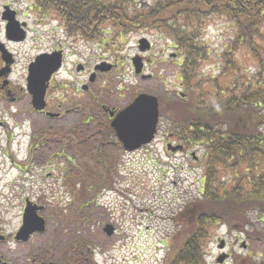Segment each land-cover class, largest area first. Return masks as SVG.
Masks as SVG:
<instances>
[{
    "label": "trees",
    "instance_id": "trees-1",
    "mask_svg": "<svg viewBox=\"0 0 264 264\" xmlns=\"http://www.w3.org/2000/svg\"><path fill=\"white\" fill-rule=\"evenodd\" d=\"M39 1L43 8H56L64 15L72 11L75 28L79 25L88 35L99 20L114 18L157 25L176 37L186 55L182 81L195 92L194 102L185 110L192 113L176 121L173 131L204 147L205 174L200 198L180 213L186 231L171 240L163 264H212L205 248L212 230L226 224L241 228L253 240L251 251L236 258V264H264V0H155L146 14L139 12L130 19L107 0ZM214 17L226 19L233 29L230 45L220 57L225 69L221 75L234 77L226 87L214 82L219 89L213 94L204 88L212 81L202 78L201 71L212 54L205 26ZM248 56L253 63L247 64ZM220 169L235 180L222 184L216 175ZM98 176L91 170L89 189L97 186Z\"/></svg>",
    "mask_w": 264,
    "mask_h": 264
},
{
    "label": "rangeland",
    "instance_id": "rangeland-1",
    "mask_svg": "<svg viewBox=\"0 0 264 264\" xmlns=\"http://www.w3.org/2000/svg\"><path fill=\"white\" fill-rule=\"evenodd\" d=\"M10 1L23 13L27 12L26 17L32 21L31 23L42 18L40 15H33V10L29 12L28 5L32 0H0V5ZM107 1L116 2L117 0ZM154 2L155 0H127V6L124 9L128 7L131 11L141 9L146 12L147 9L154 6ZM56 23V21H51L52 25ZM49 26L50 24L45 25L44 28L49 29ZM205 28L212 54L209 59L204 61L201 76L208 82L212 81L207 83L204 88L214 94V91L219 89L214 86V82L218 84L220 81L219 84L226 87L233 81L234 75H221L225 69L223 58L220 57L225 48L230 45L228 41L233 35V29L222 17L208 20ZM106 31L102 37L103 40L100 41L79 39L80 41L71 45L66 40L64 47L68 53V66L74 67V87L80 88V80L87 78V74L81 77L84 73L79 74L80 76L75 73L79 61L88 69H93L97 61H107L115 65L114 69L98 76V81L94 84V90L91 92L92 95L98 97L101 103H110V106L123 108L130 104L139 92H151L161 97L162 114L158 137L151 145L133 153L130 156L131 159L127 155L124 157L125 153L123 152L120 183L123 185L133 184L135 194L132 201L137 206L135 208H117V216L120 215L117 225L120 232H127V235L122 239H113V241L107 242V246L104 248L106 254L102 255L103 251L100 248L96 250L95 254L100 264H160L171 248L172 243L169 239L186 231L180 213L185 202H192L195 197L200 195V187L205 174L204 159H201L205 154L204 147L193 144L189 153L186 151L173 154L166 150L164 141V136H167L170 128L175 127V122H179L192 113H186L185 110L194 102L192 92L195 90L191 87L186 88L181 83V68L179 66L181 61L171 56L177 50L170 47L171 40L160 27H145L144 24H141L136 27L121 28L119 31H115L113 27L111 30L106 28ZM60 34H62L61 31ZM143 36L153 43L152 49L143 55L148 62L145 74L153 75V78H142L137 75L132 63V57L140 51L139 40ZM51 44L54 46V43L43 39L41 47L47 48ZM29 54L31 55L33 52L31 51ZM246 60L247 64L253 63V58L250 56ZM181 91L184 92L183 97L176 94ZM211 97L213 96L208 98ZM77 98L75 97V99ZM91 104L98 108V104L94 100ZM98 113L96 118H106L101 112ZM76 120L72 119V121ZM192 152L198 156L197 160L192 157ZM216 175H220L221 183L235 180L225 169H220ZM216 180L220 181L217 178ZM31 193L27 186L25 192L5 193L4 198H0V205L7 212L12 226L16 227L20 222L24 199ZM45 199L50 204L54 200L53 193L47 192ZM124 200L121 198V201ZM57 210L60 212V209ZM50 211L52 213L56 209L48 208L45 213L48 215ZM254 222L258 227H261L257 217H254ZM56 227L62 229V227ZM64 227L66 226L63 225ZM241 231V228H231L227 224L212 230L205 248L210 263L218 264L217 258L222 252L219 248L221 239L227 241L223 252L230 255L222 264H236V258H240L246 250H251L253 240L248 238L245 231ZM73 234L74 238L71 241L77 243L88 237L85 232L83 236L74 231ZM243 242L249 243L250 248L243 249ZM90 244L95 248L98 240L96 239V242L91 240ZM104 260H107V263H104Z\"/></svg>",
    "mask_w": 264,
    "mask_h": 264
},
{
    "label": "flooded vegetation",
    "instance_id": "flooded-vegetation-1",
    "mask_svg": "<svg viewBox=\"0 0 264 264\" xmlns=\"http://www.w3.org/2000/svg\"><path fill=\"white\" fill-rule=\"evenodd\" d=\"M43 21L38 19L37 27L32 29L28 17L12 3L4 2L0 5V193L26 190V178L35 179L47 156L53 159L57 154V138H52L49 134L68 129L65 125L72 123L74 113L83 114V118L92 116L93 123L86 127L90 133L99 123L96 105L94 112L91 111L90 100L86 105L74 104L77 90H74V67L68 66V53L64 47L66 40L71 45L73 43L72 23L61 16L59 29L47 30L41 25ZM60 30L63 31L62 34ZM43 39L54 43V46L51 44L42 48ZM31 51L33 54L30 55ZM43 53H53L56 57L62 55L64 58L61 68L46 81V107L37 110L33 107L32 96L27 90L28 71L35 58ZM46 58L50 60L52 56ZM57 88L60 95L54 94ZM78 92L80 93L79 90ZM86 93L81 92L82 100L88 99L83 96ZM101 105L110 118V103ZM66 137H61L60 141L68 143ZM96 139L98 138L93 135L91 140L96 143ZM98 143L120 144L111 139ZM110 159L114 161L113 158ZM104 164L112 167L109 163ZM112 171L116 173L118 170L112 168ZM19 227L12 226L7 212L0 205V264H72L69 262V257H73L71 239H66L61 249L55 248L56 243L51 233H33L27 240L20 241L16 237ZM52 259L61 261L57 263Z\"/></svg>",
    "mask_w": 264,
    "mask_h": 264
},
{
    "label": "water",
    "instance_id": "water-1",
    "mask_svg": "<svg viewBox=\"0 0 264 264\" xmlns=\"http://www.w3.org/2000/svg\"><path fill=\"white\" fill-rule=\"evenodd\" d=\"M150 44L146 39L141 40V49L149 48ZM59 58L57 59V63ZM52 63V64H51ZM136 72L139 74L142 71L143 64L140 58L134 59ZM59 65V64H58ZM58 65L51 61H46L44 55L38 57L30 68V90L34 94V103L37 107L44 106L43 98L45 93L44 81L49 75L54 72ZM106 66L105 69H109ZM113 114V113H112ZM159 121V101L154 95L142 93L138 96L129 107L125 108L117 115L112 125L116 129L119 138L122 140L124 147L127 150H135L143 144L150 142L157 131ZM181 146L171 147L172 150H177ZM38 207L27 205L24 213V224L19 231V237L27 239L29 235L35 231H43L45 228L44 219L37 214ZM225 241L222 240L220 248L224 247ZM226 255L219 257V261L223 262Z\"/></svg>",
    "mask_w": 264,
    "mask_h": 264
}]
</instances>
